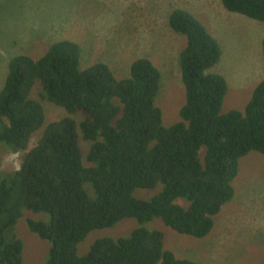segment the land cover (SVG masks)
<instances>
[{
	"label": "trees",
	"instance_id": "obj_1",
	"mask_svg": "<svg viewBox=\"0 0 264 264\" xmlns=\"http://www.w3.org/2000/svg\"><path fill=\"white\" fill-rule=\"evenodd\" d=\"M220 3L264 22V0ZM167 22L185 38L179 52L184 103L169 125L154 103L159 70L146 57L133 59L124 78L102 61L80 68L79 45L67 39L37 58L19 53L9 59L0 87V143L24 151L31 135L41 133L0 179V264H21L14 226L25 211L49 216L26 218L27 228L49 244L46 264H197L164 250L162 233L143 227L98 238L77 254L90 231L124 218L144 223L159 217L175 232L206 236L213 216L234 196L239 159L251 151L264 156V76L242 109L223 112L227 81L209 71L221 58L219 42L183 8H174ZM35 81L39 98L67 116L45 123L42 103L31 95ZM77 112L83 116L78 122L71 117ZM79 136L90 142L85 154ZM158 183L162 189L150 199L133 195Z\"/></svg>",
	"mask_w": 264,
	"mask_h": 264
},
{
	"label": "rangeland",
	"instance_id": "obj_2",
	"mask_svg": "<svg viewBox=\"0 0 264 264\" xmlns=\"http://www.w3.org/2000/svg\"><path fill=\"white\" fill-rule=\"evenodd\" d=\"M174 8L192 13L217 39L222 54L209 71L227 81L221 110L242 109L264 76V22L226 11L220 0H0V87L12 56L23 53L37 58L51 43L67 39L79 45L80 68L102 61L116 78L128 76L133 59L151 60L160 73L154 103L161 109L163 124L169 125L178 120L184 103L179 52L185 38L173 32L167 22ZM40 90L35 81L32 97L40 99ZM40 101L45 123L68 115L64 109ZM71 117L78 122L83 116L77 112ZM40 133L38 130L31 135L24 151L12 152L14 149L0 143V179L5 171L19 166ZM89 145L79 136L81 152L85 154ZM232 185L233 198L213 216V226L204 237L175 232L159 217L144 223L124 218L111 227L90 231L77 244V254L86 253L98 238L122 237L143 227L160 231L163 249L177 258L197 264H264V156L255 151L242 156ZM161 189L158 183L154 188L135 189L133 195L150 199ZM174 202L186 205L182 198ZM27 217L49 220L47 214L26 211L18 219L14 232L22 242L21 264H46L49 244L27 228Z\"/></svg>",
	"mask_w": 264,
	"mask_h": 264
}]
</instances>
